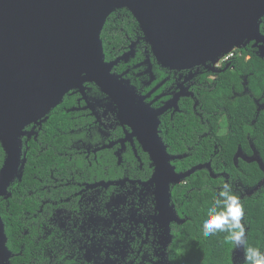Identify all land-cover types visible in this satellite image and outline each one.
<instances>
[{
    "label": "flooded vegetation",
    "instance_id": "af4514ba",
    "mask_svg": "<svg viewBox=\"0 0 264 264\" xmlns=\"http://www.w3.org/2000/svg\"><path fill=\"white\" fill-rule=\"evenodd\" d=\"M260 26L264 35V17ZM124 43L120 53L108 49L106 61L133 51L112 73L136 89V105L160 110L158 135L174 168L157 176L132 121L95 83L85 82L86 93L69 91L46 121L25 127L19 175L0 196L8 248L7 253L0 246V264H181L183 245L198 236L195 195L216 198L225 182L242 203L258 192L260 181L250 187L244 179L249 165L262 170L260 146L250 136L246 147L231 140L230 110L222 99L214 100L216 108L207 95L220 75L237 74L242 88L232 85L228 100L249 95L257 115L264 111V94L250 91L252 72L243 67H264V41L235 48L225 62L188 68L160 64L141 28L127 31ZM235 57L244 62L237 65ZM236 121L241 134L243 115ZM195 168L187 178L175 179ZM193 175L200 182L189 187ZM235 256L234 264L245 260ZM190 263L196 264L195 258Z\"/></svg>",
    "mask_w": 264,
    "mask_h": 264
},
{
    "label": "water",
    "instance_id": "95a60500",
    "mask_svg": "<svg viewBox=\"0 0 264 264\" xmlns=\"http://www.w3.org/2000/svg\"><path fill=\"white\" fill-rule=\"evenodd\" d=\"M122 8L137 20L157 61L171 68L215 64L250 40L264 41V0H0V142L7 155L0 196L19 175L25 127L46 121L69 91L86 93L85 82L95 83L132 121L146 140L157 176L174 168L158 135L160 110L136 105V89L112 73L133 51L111 62L105 58L103 28ZM258 160L264 171L263 159ZM261 186L264 178L257 189ZM6 243L0 216V246L8 253ZM235 254L244 256V247Z\"/></svg>",
    "mask_w": 264,
    "mask_h": 264
},
{
    "label": "trees",
    "instance_id": "16d2710c",
    "mask_svg": "<svg viewBox=\"0 0 264 264\" xmlns=\"http://www.w3.org/2000/svg\"><path fill=\"white\" fill-rule=\"evenodd\" d=\"M136 30L140 31L139 24L128 9L122 8L113 12L108 17L101 35L107 59L110 58L107 56L108 49H112L114 46L116 51H119V53L122 52L126 45L124 43L126 32H133ZM233 60L237 65L239 64L238 62H244V60L239 57H235ZM243 67L246 73L252 72L247 76L250 91L258 95H263L264 67L262 65L252 66L247 64ZM134 74L135 73H130L129 77L132 79L133 83L139 85L140 80L139 78L136 79V75ZM220 76L215 89L207 95L208 100H211L213 106L216 108L218 105L214 103V100H224V105H227L233 117L232 128H230L231 140H235V143L240 142L246 147L249 141L248 137L250 136L251 139L260 146V154L264 162V111L257 115L253 99L249 95L238 96L234 100H228L227 96L232 92V85H235L237 89H241L242 84L237 74L230 75L225 73ZM240 115H243L245 119L244 128L241 132L242 135L237 133L239 128L236 118ZM252 120H256V122L255 124H251L252 126H249ZM3 162L4 152L0 146V168ZM248 172L250 173L248 179H244V183L247 186L254 187L264 178V171L256 164L249 165ZM188 179L190 182L189 187L195 183L199 185L200 178L198 175H193ZM196 187L198 188V186H195V188ZM195 197V204L201 213L196 224V234L198 236L196 237V241L183 245L181 264H191L190 257L195 258L196 264H234L233 257L236 248L234 249L233 245L225 240V237L228 235L226 232L218 231L208 237L203 235V221L205 217L208 218V209L213 206L215 197L211 194H197ZM242 204L245 213L243 223L246 229L247 246L258 248L264 253V186H261L253 197ZM237 259L245 258L244 256H237L235 261H237ZM242 264H246V261L244 260Z\"/></svg>",
    "mask_w": 264,
    "mask_h": 264
},
{
    "label": "clouds",
    "instance_id": "9594fccd",
    "mask_svg": "<svg viewBox=\"0 0 264 264\" xmlns=\"http://www.w3.org/2000/svg\"><path fill=\"white\" fill-rule=\"evenodd\" d=\"M244 207L240 195L233 191L231 183L222 185L214 204L208 209V218L203 221V235L211 236L215 232H226L225 240L234 248L244 247L246 264H264V253L258 248L248 247L246 241Z\"/></svg>",
    "mask_w": 264,
    "mask_h": 264
},
{
    "label": "built area",
    "instance_id": "2783aa9c",
    "mask_svg": "<svg viewBox=\"0 0 264 264\" xmlns=\"http://www.w3.org/2000/svg\"><path fill=\"white\" fill-rule=\"evenodd\" d=\"M235 54V49L233 51H231L230 53H228L227 55H225L224 57H222L219 62H225L227 61L230 57H232Z\"/></svg>",
    "mask_w": 264,
    "mask_h": 264
}]
</instances>
